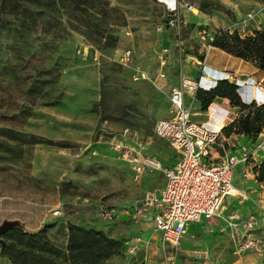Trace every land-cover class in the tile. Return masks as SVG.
<instances>
[{
	"label": "rangeland",
	"instance_id": "rangeland-1",
	"mask_svg": "<svg viewBox=\"0 0 264 264\" xmlns=\"http://www.w3.org/2000/svg\"><path fill=\"white\" fill-rule=\"evenodd\" d=\"M179 2L184 24L170 28L169 17L148 0H0V225L20 223L0 237V264L8 258L14 264H74L61 250L62 228L69 225L99 232L94 227L108 225L119 233L112 239L118 255L139 248L152 264L165 258L170 264H264L259 228L254 253L242 258L232 254L211 219L190 225L175 248L159 250L148 218L124 214L161 187L162 173L135 177L110 151L109 141L127 129L144 156L169 167L175 154L153 132L168 117V91L183 79L195 80L191 65L202 59L217 31L243 38L264 30V0ZM210 17L220 22L210 24ZM125 51L127 65L118 62ZM137 70L147 80L135 79ZM237 93L248 102L252 91L243 86ZM233 111L237 116L239 110ZM192 112V120L205 122L196 101ZM263 137L222 141L235 161L233 184L246 195L233 200L242 218L257 204L249 174ZM96 205L114 209V216L102 219ZM56 210L58 226L24 229L22 222L39 224ZM250 215L257 225L259 216ZM42 245L61 254L47 253Z\"/></svg>",
	"mask_w": 264,
	"mask_h": 264
},
{
	"label": "built area",
	"instance_id": "built-area-1",
	"mask_svg": "<svg viewBox=\"0 0 264 264\" xmlns=\"http://www.w3.org/2000/svg\"><path fill=\"white\" fill-rule=\"evenodd\" d=\"M167 25L170 28L180 25L177 12L173 13ZM209 47L207 44L205 52ZM129 58V52L125 51L119 55L118 62L127 65ZM203 59L204 56L202 62ZM158 64H165L163 57H158ZM134 78L147 80L146 75L138 70ZM198 89H207L201 84L200 77L194 81L183 79L177 87L171 88L166 95L168 117L154 125V135L166 142L175 154V161L170 167L161 168L154 160L144 156L135 142V134L127 129L112 138L108 145L114 156L125 163L135 177L151 170L162 173L163 186L145 193L138 204L124 212L132 220L149 217L153 230L158 234L161 250L175 248L188 225L198 222L200 218L217 216L227 196H240L231 185L234 158L214 156L224 152L220 126L229 112L210 103L204 110L206 122L192 121L190 108L184 106L183 101L187 96L194 102V93ZM96 212L106 220L115 214L114 209L103 205H96ZM59 214L58 210L53 212L54 217ZM255 224L253 216L229 224L235 233L236 254L255 248L256 240L252 237ZM169 262V258H165L161 264Z\"/></svg>",
	"mask_w": 264,
	"mask_h": 264
},
{
	"label": "crops",
	"instance_id": "crops-1",
	"mask_svg": "<svg viewBox=\"0 0 264 264\" xmlns=\"http://www.w3.org/2000/svg\"><path fill=\"white\" fill-rule=\"evenodd\" d=\"M148 1L158 6L162 10V12L169 17V19H171L174 12H177L179 15V19H180V25L184 24V20L182 19L183 13L180 7L179 0H148ZM209 22L210 24H212V23H217L220 21H218V19L215 17H210ZM222 28H226V26ZM203 56H204L203 62L201 59L199 61H195L196 65L192 63L191 66L193 69L194 79H197L198 77H200L201 84L203 85L204 88H207L206 90L213 88L215 86V83L219 80H225L227 82H235V83L239 82L240 85L238 86L235 85L237 88L247 86L252 91L249 101H255V99H257L260 103L264 102V71L258 70L254 66V64L251 62L236 59L214 47H209V49L204 53ZM194 102H191L187 96L184 97V101H183L184 106L190 108L191 117L193 116L192 108L194 106ZM212 104H216L223 108H226L229 114L230 112L232 114V116L229 119L227 118L226 121L223 123V125L220 127H223L224 125L228 124L236 117L235 111H233L235 108H230L225 99L216 98L213 100ZM202 113L206 115L205 111H202ZM192 121L196 122L195 120H192ZM205 122H202V123H205ZM196 123H201V122H196ZM241 137H242L241 135H235V134H230L228 136H224L222 134L221 141L225 142V144H228L231 140L241 138ZM262 141H264V137L262 138ZM256 152H257V157L259 159L255 160V158L251 156V159L253 160V162L251 163L252 167L254 165L259 164V162L264 159V142H263V145L260 146L259 150H257ZM227 154H228V151H224V152H218L214 156H217L220 158L222 156H227ZM249 175L252 178L253 184H255L256 186L255 193H256L257 200L255 201H257V204H255V206L252 207L251 211L248 212V215L242 218L234 210L233 200L239 199V198L246 199V195L244 191L241 190V188H236L234 186L233 177L231 173V185L240 194V196H227L222 202V206H221V209L218 215L215 217L209 218L215 221V224H216L215 230H217V233H221V236L227 239L229 243V247L232 251V254L236 257H241V258L245 257V255H247V253L249 252L254 253L253 252L254 248L249 249L243 253L236 254L235 253L236 241L233 237L235 233L232 231V228H230L229 224L236 223L237 221H244L249 216H252L250 214L255 213L256 215L259 216V218L257 217L258 221H257V225H255V228L252 232V237L256 240V237H257L256 231L259 228L260 234L264 240V185L257 183L254 180V175L251 172V170H250ZM162 186H163V176H162L161 187ZM147 218H148V225L150 226L151 231L156 236L157 247L159 250H161L158 234L153 230L152 223L149 217ZM202 220H204V218H200L199 221L196 223H199ZM22 223L24 224L25 230L38 231V230H41L43 226H45V224H56L55 226H58L62 222H61V219H58V218L54 219L53 214H52V216L50 215L46 216L39 224H34V223H29V222H22ZM190 225L186 227L185 232ZM109 226H113V225H109ZM133 227H134V230L137 229L136 225H134ZM94 228L96 230H100L101 232H103L104 236H106L109 239H117L119 236L118 231L112 230L111 228L108 227V225H102L101 228H98V227H94ZM62 229H63V234H65V238H63L64 240H63V243L61 244V250L66 251L67 245H68V235H67L68 230H67V227L62 228ZM52 244L56 247L57 246L59 247V244L55 242L54 240L52 241ZM138 250L139 248H136L134 252L131 254H128L126 250H124L118 256H111L108 259L104 260L102 264H143L144 262H149V260L146 259L145 255H140L138 253ZM2 260L3 262H5V264H11L10 261L7 259H2Z\"/></svg>",
	"mask_w": 264,
	"mask_h": 264
},
{
	"label": "trees",
	"instance_id": "trees-1",
	"mask_svg": "<svg viewBox=\"0 0 264 264\" xmlns=\"http://www.w3.org/2000/svg\"><path fill=\"white\" fill-rule=\"evenodd\" d=\"M208 44L236 59L251 62L258 70L264 71V30L255 31L252 35L243 38H240L235 32L229 34L226 30H219ZM237 89L235 85L225 80H219L209 90H196L194 100L202 111L215 98L226 99L229 107L239 110L237 116L221 128V133L224 136L235 134L254 138L259 133L264 134V102L243 101L238 95ZM251 172L254 175V180L264 185V159L254 165ZM24 233L30 235V233ZM117 247L116 241L107 238L99 231L69 225L67 250L62 254V257L74 264H99L111 256L118 255ZM41 248L53 255L61 254L54 247L42 245ZM8 260L14 264L11 259L8 258ZM45 262L48 263V261Z\"/></svg>",
	"mask_w": 264,
	"mask_h": 264
},
{
	"label": "water",
	"instance_id": "water-1",
	"mask_svg": "<svg viewBox=\"0 0 264 264\" xmlns=\"http://www.w3.org/2000/svg\"><path fill=\"white\" fill-rule=\"evenodd\" d=\"M20 227V223L17 220L4 221L0 225V237L8 231ZM0 245H3V241L0 239Z\"/></svg>",
	"mask_w": 264,
	"mask_h": 264
}]
</instances>
